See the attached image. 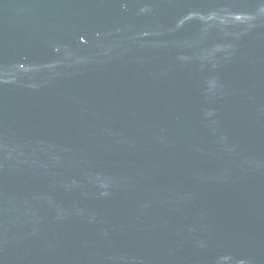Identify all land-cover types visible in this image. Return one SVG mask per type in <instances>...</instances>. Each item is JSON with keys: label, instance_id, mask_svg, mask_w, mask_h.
Listing matches in <instances>:
<instances>
[{"label": "water", "instance_id": "1", "mask_svg": "<svg viewBox=\"0 0 264 264\" xmlns=\"http://www.w3.org/2000/svg\"><path fill=\"white\" fill-rule=\"evenodd\" d=\"M0 264H264V0H0Z\"/></svg>", "mask_w": 264, "mask_h": 264}]
</instances>
